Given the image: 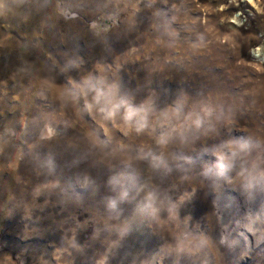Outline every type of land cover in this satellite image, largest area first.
Wrapping results in <instances>:
<instances>
[{"label": "rangeland", "instance_id": "374dc122", "mask_svg": "<svg viewBox=\"0 0 264 264\" xmlns=\"http://www.w3.org/2000/svg\"><path fill=\"white\" fill-rule=\"evenodd\" d=\"M263 55L264 0H0V264H264Z\"/></svg>", "mask_w": 264, "mask_h": 264}, {"label": "clouds", "instance_id": "9594fccd", "mask_svg": "<svg viewBox=\"0 0 264 264\" xmlns=\"http://www.w3.org/2000/svg\"><path fill=\"white\" fill-rule=\"evenodd\" d=\"M80 87L85 95L94 93L92 102L86 105L89 109L97 107L108 119L122 116L124 122L130 126H134L137 132H141L147 127V111L132 105L127 99L121 97L118 93V87L113 91V89H106L92 80L85 81ZM236 143L241 149L259 147V144L251 139L240 138ZM152 160L154 161V166L159 167L163 165L166 167L165 162L160 157L153 156ZM232 166L231 159L221 155L213 167L205 169L204 175L209 178H224L231 172ZM252 179L259 184H264V176H256ZM116 183H119L118 179ZM127 195L126 190L122 191L119 200H109L108 207L113 211H118V203L125 199ZM155 202L156 194L152 192L148 193L144 208L155 213Z\"/></svg>", "mask_w": 264, "mask_h": 264}, {"label": "bare ground", "instance_id": "6f19581e", "mask_svg": "<svg viewBox=\"0 0 264 264\" xmlns=\"http://www.w3.org/2000/svg\"><path fill=\"white\" fill-rule=\"evenodd\" d=\"M263 57H264V55H263Z\"/></svg>", "mask_w": 264, "mask_h": 264}]
</instances>
